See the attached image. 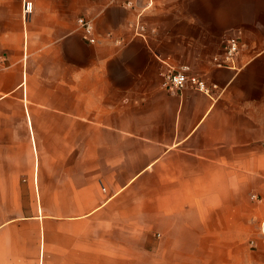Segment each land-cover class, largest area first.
<instances>
[{"label":"crops","instance_id":"obj_1","mask_svg":"<svg viewBox=\"0 0 264 264\" xmlns=\"http://www.w3.org/2000/svg\"><path fill=\"white\" fill-rule=\"evenodd\" d=\"M29 1L0 0V264H264V0Z\"/></svg>","mask_w":264,"mask_h":264},{"label":"built area","instance_id":"obj_2","mask_svg":"<svg viewBox=\"0 0 264 264\" xmlns=\"http://www.w3.org/2000/svg\"><path fill=\"white\" fill-rule=\"evenodd\" d=\"M32 10V3L29 0H24L23 13L27 17ZM78 23L84 32L87 34L89 41L95 40L92 34V25L90 20L85 17H79ZM238 41L231 37L227 40L223 50V57L216 58L215 63L219 66H231L233 64L234 56L238 52ZM5 67L3 60L0 58V69ZM163 86L170 92H180L185 87H191L205 93H210L212 87H216L215 84L209 85L204 78L198 74L192 73L187 66L173 67L168 66L167 69L162 73ZM261 234L264 236V228L261 229Z\"/></svg>","mask_w":264,"mask_h":264}]
</instances>
